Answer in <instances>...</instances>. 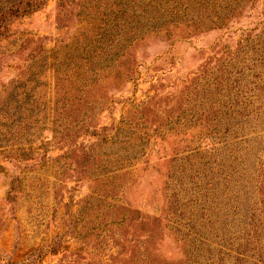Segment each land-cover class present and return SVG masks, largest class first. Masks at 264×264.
I'll list each match as a JSON object with an SVG mask.
<instances>
[{"label":"rangeland","instance_id":"rangeland-1","mask_svg":"<svg viewBox=\"0 0 264 264\" xmlns=\"http://www.w3.org/2000/svg\"><path fill=\"white\" fill-rule=\"evenodd\" d=\"M27 1L0 36V264H260L264 0Z\"/></svg>","mask_w":264,"mask_h":264},{"label":"trees","instance_id":"trees-1","mask_svg":"<svg viewBox=\"0 0 264 264\" xmlns=\"http://www.w3.org/2000/svg\"><path fill=\"white\" fill-rule=\"evenodd\" d=\"M234 1L235 0H230L228 7H231ZM22 2L23 0H0V36L6 33L9 19H11L13 16H17L18 14H20V12H25L26 10H28V7L31 6V3L29 1H27L26 4L25 2ZM36 2L33 4L31 10H35L38 7L37 4L40 3V1ZM175 2L174 6L176 7L178 6V4H176ZM243 244L247 245L245 250H248L250 248L248 243L245 242ZM260 259V264H264V254L261 255Z\"/></svg>","mask_w":264,"mask_h":264}]
</instances>
